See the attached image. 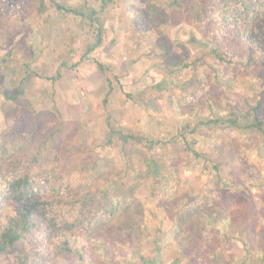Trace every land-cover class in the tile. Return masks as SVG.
Segmentation results:
<instances>
[{
	"label": "rangeland",
	"instance_id": "obj_1",
	"mask_svg": "<svg viewBox=\"0 0 264 264\" xmlns=\"http://www.w3.org/2000/svg\"><path fill=\"white\" fill-rule=\"evenodd\" d=\"M170 1L0 0V174L4 178L40 174L43 168L30 163L29 157L37 152L48 129L62 120L59 154L69 157L71 166L64 193L92 188L96 196L92 207L109 215L112 211L113 239L121 246L127 235L142 229L140 208L156 202L165 207L167 201L186 199L167 213L163 236L150 230L145 258L152 264H198L196 259L206 257L201 240L214 232L204 215L214 219L248 204L245 188L253 194L264 190V166H257L260 182L256 176H245L241 187L231 178L240 168L254 166L253 156H263L259 150L250 152L248 146V152L239 155L236 139L220 136L217 143L202 135L209 134V126L196 129V118L186 114L181 118L171 107V93H193L201 76L170 66L162 57L161 45L170 41L172 60L190 59L207 40L198 26L184 20L174 26L169 19L173 26L164 30L168 39L158 32L153 35V27L141 31L133 22V16L143 13L150 27V20L175 12L168 6ZM185 1L194 11L202 4ZM55 3L73 12L59 10ZM149 4L162 14L149 11ZM97 63L105 66L104 73ZM228 72L239 82L219 88L223 100L254 97L264 85L262 74L245 65ZM107 78L114 87L110 94ZM21 91L23 98L33 102L35 112L6 118V94ZM243 136L257 141L255 134ZM69 148L71 153L66 151ZM42 166L53 167L51 162ZM262 204L257 199L252 202L255 207ZM256 227L264 243L263 221ZM55 264L71 263L66 259Z\"/></svg>",
	"mask_w": 264,
	"mask_h": 264
},
{
	"label": "trees",
	"instance_id": "obj_2",
	"mask_svg": "<svg viewBox=\"0 0 264 264\" xmlns=\"http://www.w3.org/2000/svg\"><path fill=\"white\" fill-rule=\"evenodd\" d=\"M201 1L200 9L194 11L190 2L171 0L168 6L175 12L158 16L159 21L150 20V27L145 25L143 13L133 16V22L141 31L153 27V35L158 32L166 39L164 30L183 20L200 28L207 45L190 59L181 56L172 60L170 41L164 39L161 45L162 57L170 66L192 70L201 76L199 85L194 84L196 91L193 93H171V107L181 118L185 114L191 119L196 118L199 123L196 129L209 126L206 128L211 130L209 134L202 135L217 143L220 136L236 139L239 155L248 150L262 152L263 157L253 156L254 166L242 167L231 175L236 184L245 187L242 177L256 176L258 182L262 178L257 166H264V85L254 97L246 95L241 97L242 101L223 100L219 88L239 82L228 72L239 65L262 74L264 82V0ZM55 4L59 10L73 12ZM148 8L155 14H162L154 4H149ZM169 19H173V25H169ZM97 66L101 72L106 71L101 63ZM107 86L108 93H112L111 78H107ZM23 94L22 91L13 96L6 94L3 105L6 118L35 112L33 102L23 98ZM212 125L215 128H211ZM62 131V120H58L56 127L49 128L39 142L37 152L29 157L30 163L43 168L40 174L24 173L5 178L0 174V264H55L66 259L71 264H152L145 258L144 249L150 230L157 237L163 236L167 213L176 211V205H183L186 199L179 203L167 201L165 207L156 202L154 206L147 204L140 208L138 217L142 229L137 235H127L122 242L124 246L118 245L119 241L113 239L116 232L114 215L112 211L109 215L107 210L92 207L96 201L92 188L64 193V182L71 166L69 157L59 154L58 140ZM245 133L248 137L255 134L257 141L252 143L250 138L243 136ZM125 137L138 139L135 135ZM66 151L72 152L71 148ZM135 151L146 160L143 151ZM50 162L53 167L44 169L42 165L49 166ZM79 165L87 168L86 164ZM174 171L178 172L176 164ZM245 190L250 205L241 204L235 210L214 216V219L204 215L206 225L213 226L214 232L201 240L204 244L201 251L206 257L196 259L198 264H264V243L258 239L256 227L261 220L264 226V211L261 210L264 190L256 194ZM253 199L262 202V206L252 205ZM200 234L203 236V232Z\"/></svg>",
	"mask_w": 264,
	"mask_h": 264
}]
</instances>
